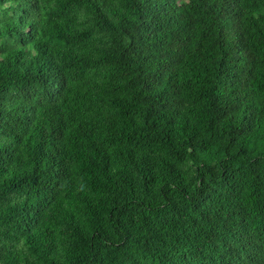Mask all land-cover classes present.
<instances>
[{"label":"trees","instance_id":"1","mask_svg":"<svg viewBox=\"0 0 264 264\" xmlns=\"http://www.w3.org/2000/svg\"><path fill=\"white\" fill-rule=\"evenodd\" d=\"M0 264H264V0H0Z\"/></svg>","mask_w":264,"mask_h":264}]
</instances>
